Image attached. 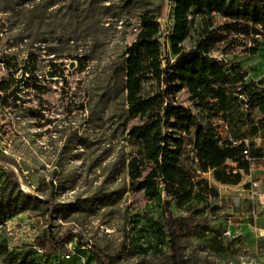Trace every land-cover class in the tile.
Returning <instances> with one entry per match:
<instances>
[{
  "label": "rangeland",
  "instance_id": "1",
  "mask_svg": "<svg viewBox=\"0 0 264 264\" xmlns=\"http://www.w3.org/2000/svg\"><path fill=\"white\" fill-rule=\"evenodd\" d=\"M143 16L160 23L162 58L173 61L170 0H0V82L8 81L0 87V218L10 220L11 232L5 230L0 240L4 263L9 251L32 253L35 246L44 256L60 257L65 242L75 239L80 249L92 246L83 253L87 264H264V111L256 108L249 120L238 97L251 96L244 85L264 87V40L255 42L249 34L213 47L211 56L228 77L224 113L209 109L214 98L200 104L187 86L172 93L164 133L173 148L183 149V169L204 185L200 198L178 205L162 180L156 196L130 185L133 156L144 160L143 176L155 167L130 135L144 121L129 114L134 85L126 68L145 29ZM191 19L184 50L194 48L211 26L207 16L192 13ZM212 21L216 27L224 19ZM142 86L144 96L164 88L151 72ZM198 122L210 123L220 136L247 140L250 170L231 159L222 167L242 169L240 185L220 183L214 170L200 169L194 146ZM14 166L22 177V170L29 171L23 179L33 185L30 191L22 190ZM251 179L260 182L257 217L251 213ZM174 218L187 229L172 225ZM198 226L208 227L204 237ZM172 230L175 237L169 236ZM215 237L227 251L217 250ZM61 264L81 262L75 256Z\"/></svg>",
  "mask_w": 264,
  "mask_h": 264
},
{
  "label": "trees",
  "instance_id": "2",
  "mask_svg": "<svg viewBox=\"0 0 264 264\" xmlns=\"http://www.w3.org/2000/svg\"><path fill=\"white\" fill-rule=\"evenodd\" d=\"M195 16H207L211 26L204 29V34L196 46L190 50H184L181 42L189 33L191 28V14ZM222 17L224 22L220 26L213 27L214 17ZM145 29L139 40L135 42L126 58L127 77L134 85L133 100L129 105V114L140 116L144 119L138 130H130V135L142 144L144 151L155 165L143 176V159L133 156L128 162V174L131 179V188L135 191L143 190L149 196H156L160 193L162 180L164 189L176 198L178 205H185L194 199L202 196V182H195L193 178L181 166L183 149L173 148L170 143V136L164 133V112L167 105L173 107L172 93L187 86L192 96L200 103H209V98L216 99V102L209 105V109L218 113V110L226 111L229 96L223 87L227 82V75L222 65L214 60L211 51L215 44L225 42L228 38L231 43L238 40L239 33L249 35L255 31V24L262 23L264 26V0H175L174 25L170 36L172 53L175 55L173 61L162 58L163 49L158 33L161 26L158 21L148 20L143 16ZM211 27L214 29L212 30ZM211 29V30H210ZM253 53L257 52L256 47H250ZM86 57L79 58V66H83ZM35 58H33V61ZM35 62V61H34ZM237 72L236 68L231 69ZM151 76L155 78L159 88L153 94L144 96L141 94L143 81ZM221 83L220 86H215ZM8 81H1L0 87L5 88ZM244 88H251V96L246 97L247 101L241 99L243 105L247 104L249 120L255 109L264 111V87L254 88L244 85ZM244 92H240V94ZM252 132L257 129L252 127ZM221 136L210 124L197 123L195 129L194 146L198 156V165L203 172L214 170V178L223 184L237 185L242 181L240 172L226 171L222 167L227 160L238 161L239 165L247 170L248 162L242 160L241 152L244 144L231 147L227 140L221 143ZM254 156H260L255 151ZM0 174V180H1ZM212 190V189H211ZM172 225H178L179 229L186 230L187 226L181 219L174 218ZM200 236H205L208 227L198 226ZM176 230H172L169 236L175 237ZM163 237L166 236L162 232ZM52 240V239H50ZM53 242V241H52ZM56 243V242H55ZM54 242L52 245L55 244ZM218 251H227L228 247L216 237L213 240ZM8 263L11 264H54L57 257L52 255H37L36 252L12 255ZM93 258V255H90ZM60 260L56 264H61Z\"/></svg>",
  "mask_w": 264,
  "mask_h": 264
},
{
  "label": "built area",
  "instance_id": "3",
  "mask_svg": "<svg viewBox=\"0 0 264 264\" xmlns=\"http://www.w3.org/2000/svg\"><path fill=\"white\" fill-rule=\"evenodd\" d=\"M170 2H171V8H172L173 20H174L175 0H170ZM255 29H256L255 31L250 33V36L252 37V39L255 42L263 41L264 40V26H263V24L262 23L255 24ZM161 35H162V29H160V32L158 33V36H159L160 40H161ZM237 36L240 39H244L247 35H246V33L242 32V33H239ZM249 45L251 47V46L254 45V43H252V44L250 43ZM240 97H241V99L244 100V102L247 101V98H246L245 94H243V93L240 94ZM244 106L247 107V104L245 103ZM221 138H222L221 143L223 142V140H227L231 147H237V146H239L241 144H244V149L241 152V156H242L241 158H242V160H244L246 162H251L253 157H252V152L249 149V144H248L247 140L242 139V138L237 137V136L225 137V136L222 135ZM14 170L19 175L18 176V181H19V183L21 185L22 190L25 191V192L30 191L31 188L33 187V185H31L28 181H26V179H23L24 177L27 178V175H28L29 171L28 170H22V175H23V177H22L19 174L18 169H17L16 166H14ZM232 172H238V171H237V169H233ZM249 184H250V197L252 199V211H251V213H252L253 217H257V209H256V206H255V204H256L255 199L258 196L259 191H260L259 190L260 189V182H259V180L251 179L249 181ZM9 222H10V220L8 218H3V217L0 218V240L3 239V237L5 235V230L9 231L8 235H11L10 228H9ZM225 234L226 235H230L231 232L230 231H226ZM6 248L8 250L12 249L10 244H8L6 246ZM34 248L36 249V254L37 255H40V256L44 255L43 254L44 250H43L42 247L35 246ZM65 248H66V251L63 254H61L60 257L57 256V255H54L55 257L58 258V260H56L54 262V264H56L60 260H65V261L66 260L67 261L73 260L75 256L78 257V259L80 260L81 264H87L86 258L83 255V253L84 252H88L92 248L91 245H83L81 247L83 249L82 250L79 247H77V242H76L75 239H69V240H67L65 242ZM0 264H6V263L3 262V259L1 257V246H0ZM7 264H9V263L7 262Z\"/></svg>",
  "mask_w": 264,
  "mask_h": 264
},
{
  "label": "crops",
  "instance_id": "4",
  "mask_svg": "<svg viewBox=\"0 0 264 264\" xmlns=\"http://www.w3.org/2000/svg\"><path fill=\"white\" fill-rule=\"evenodd\" d=\"M260 47H261V46H260ZM237 162H238V161H237ZM248 164H249V162H248ZM243 168H244V167H243ZM244 169H245V168H244ZM245 170H246V169H245ZM247 170H250V165H249V167H248V169H247ZM241 171H242V169H240V173H241ZM242 178H243V176H242ZM240 183H241V182H240ZM240 183H239V184H237V186H238V185H240ZM247 185H248V186H250V184H249V183H248Z\"/></svg>",
  "mask_w": 264,
  "mask_h": 264
}]
</instances>
